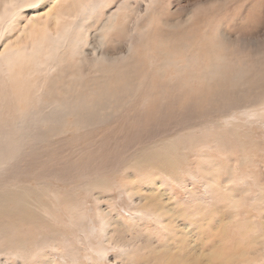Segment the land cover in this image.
Returning a JSON list of instances; mask_svg holds the SVG:
<instances>
[{
	"label": "bare ground",
	"instance_id": "obj_1",
	"mask_svg": "<svg viewBox=\"0 0 264 264\" xmlns=\"http://www.w3.org/2000/svg\"><path fill=\"white\" fill-rule=\"evenodd\" d=\"M156 1H141L140 8L137 7L139 15L136 21L142 20L146 25L143 30L135 31V21L130 22L131 28L129 26V33L126 35L117 26L116 20L118 10L129 4L123 1L116 11L109 12L98 35L96 34V47L93 49L98 51L97 54L95 52L90 57L84 51L80 53L82 62H90L84 75L81 71L83 67L73 69L76 68L71 65L73 59L70 62L61 57L63 53L59 52L66 45L70 47V51L65 52L67 56L74 54L71 51L78 49L79 52L80 40L75 38L76 30L75 27L72 29L70 22L80 18L79 14L90 16L94 11L98 12L101 2L81 4L78 14H75L73 4L63 8L64 15L56 8L55 14H47L46 19L36 15L34 10L39 1L10 0L3 7L0 12V45L3 48L0 53V101L6 103L8 99L11 100L13 109L6 120L0 115V169L3 170L11 159L14 160L16 154L22 151L24 154V150L28 155H40L39 151L52 150L58 157L53 156L55 161L44 166L39 162L35 165V172L30 170L29 175H39L34 178L37 181L36 191L31 192V187H23L26 189L20 188L22 191L18 194L19 191L0 189V257H6L9 253L13 256L16 253L13 248L18 249L19 246L25 248L20 247L25 255L24 250L30 244L38 251V257H41L40 253H43L51 238L52 234L43 233L36 227L35 221L39 219L27 213V208H20L22 195L24 200L30 195L37 198L47 196L50 200L48 209L50 205L52 211L63 207L68 214V223H72L76 217L81 216L79 194H91L95 189L106 190L113 187L110 186L112 184L109 178L105 177L106 173L109 174V169H112V175L115 176L119 172L127 173L129 169L139 171L146 168H149L148 171L157 169L164 175H180L181 168L178 164L194 153L198 156L200 173L220 168L217 164L211 165V162L204 160L208 153L229 155L233 151L234 154L241 155V160L248 159L250 150L248 148L247 152L246 149L248 145H252L248 134L250 128L244 127L245 122L240 118L237 120L232 116L236 111L248 108L250 111L242 113L246 121L264 118V34H256L255 37L241 35L233 39L234 43L239 42L240 49L248 51L241 59L236 58L239 49L235 57L230 53L231 48L218 40L199 48L191 45L190 41L195 38L205 40L202 43L207 44L209 39H215H211L212 36L206 33L204 27L218 12L225 11L226 2L211 0V4H206L207 0H198L186 7L182 6L183 10L185 8L183 19H177L173 23L166 20L157 31L158 34H155L153 29L148 30V18L143 19V16L154 14L152 12L157 9ZM160 7L164 9V5ZM20 9L24 14L30 15L28 26H21L17 21L23 14L22 11L19 12ZM71 13L74 14L68 17V27L63 29L62 20ZM155 15L157 16V12ZM6 26H12L13 32L8 30L9 34H6ZM164 26L170 29H165ZM114 32L124 37V51L116 53L118 55L110 52L112 43L114 44ZM47 36L48 45L45 46ZM178 59H181L182 64L177 62ZM194 61L196 65L193 64ZM170 68L174 70L173 75H168ZM182 80L196 82L189 86ZM6 89H9V95ZM252 107L260 109V112L254 111ZM252 122L248 123L249 126ZM143 129L148 132L146 138H143L144 142L142 139L141 142L139 133L143 131L145 135ZM135 130L137 132L132 133ZM95 132L102 134L99 137L104 136L103 140L106 137L109 139V132H121V136L125 133V139L131 137L129 133L133 136L138 133V138L134 136L138 140L133 136L132 140H137L136 142H131V138L125 142L120 139L125 146L120 148L121 141L117 143L119 135H114L115 143L120 149L109 152L106 157L102 153L100 155L98 149L96 151L99 153L90 152L88 147L93 146L89 144L86 148L89 149L88 154L84 148L86 144L82 148L87 157L82 149L75 151L84 156H78L77 152V156H74L72 150L69 152L71 156L69 153L67 156L60 154L65 151L62 148L64 143L66 146L68 142H77L80 138L84 141L85 138L82 137ZM121 136L119 138H123ZM114 137H111L112 141ZM133 142L134 148L140 142L147 146L141 144L139 146L142 149L139 147L136 151L132 148ZM111 143L115 145L114 142L108 144ZM97 144L99 147V143ZM128 145L131 146L128 148ZM71 147L74 148L73 143ZM58 148L61 150H57ZM75 148L80 149L78 145ZM95 148L97 147L94 146ZM94 149L91 148V151ZM128 149L136 152L132 153L130 159H125L123 156H126L125 152L129 153ZM120 157L123 160L116 161ZM104 158L107 163L99 166ZM91 165L92 169L88 168ZM51 175L52 177H48ZM51 180H63L64 189L52 188L50 194L46 195ZM125 193L128 194L126 190ZM125 245L130 246L125 248L131 253L135 254L139 250L131 242ZM260 247L264 252V241ZM60 252L63 254V251ZM90 252L95 258L102 256L94 251ZM18 255L16 253L17 258H22ZM93 255L87 253L83 257L84 261L96 263L97 258L94 259ZM44 260V264L54 262L49 256ZM139 263L140 261L135 264ZM140 264H156V259L141 261Z\"/></svg>",
	"mask_w": 264,
	"mask_h": 264
},
{
	"label": "rangeland",
	"instance_id": "obj_2",
	"mask_svg": "<svg viewBox=\"0 0 264 264\" xmlns=\"http://www.w3.org/2000/svg\"><path fill=\"white\" fill-rule=\"evenodd\" d=\"M9 1L0 0V12H2L3 7ZM34 1H39L34 8L36 15L44 16L45 19L47 14H55L54 10L56 8L60 12L62 11L61 14L64 15L63 8L65 9L73 4V8L76 10L75 14H78L77 11L81 4L84 5V3L88 4L90 2L102 3L98 12L94 11L91 15L89 14L90 16L82 13L78 15L81 16L80 18L78 17L70 22L68 17L74 14L71 13L62 20L61 26L63 29L68 27V21L72 29L75 27V38L80 40L81 45L79 52H77L78 49L71 51L74 52L72 56H67L65 53L70 51L68 50L70 48L69 45L62 48L59 53H63L61 57H65L70 62L73 59L71 65L76 67L73 69L83 67L81 69L83 75L86 73V67L90 65V62H82L80 53L84 51L90 57L97 54L98 51L93 49L96 47L95 40L100 30L99 28L104 24L109 12L116 11L123 1L129 4L127 7L125 6L118 10L116 20L117 26L121 28V31L125 32V35L129 33V26L131 28L130 22L135 21V31L143 30L146 25V23H142V20L136 21L139 15L136 11L140 8L142 0ZM161 1H156L155 7L157 9L152 12L154 14L148 15L149 17H147V14L143 16V19L148 18V30H154L155 34H158L157 31H159V28L166 20L168 23H173L177 19H183L185 8L183 10L181 7L191 5L192 2L198 0H163V3ZM210 1L207 0L206 4H211ZM224 1L227 6L225 11L218 12L213 20L204 27L206 33L212 36L211 39H215H209L207 44H203L202 42H206L205 40L201 41L200 39L192 38L190 44L201 48L211 42H224V46L230 47V53L235 57L237 49H239L238 57L236 58L241 59L248 51L240 49L239 42L234 43L233 39L236 36L241 37V35L255 37L256 34H264V0ZM161 5H164V9L160 7ZM20 11L23 14L17 21L23 26L28 23L30 15L28 13L24 14L22 9ZM156 12L157 16L155 15ZM153 15L155 16L153 17ZM150 26L152 27L150 28ZM11 27H5V30H7L6 34L13 32ZM164 28L170 29L167 26H164ZM197 33L201 34V32ZM114 35V44L112 43L111 46L114 49L111 48L110 52L118 55L116 53L124 51V46H122L124 37L120 36L118 32H114ZM195 36L199 37V35ZM1 40L2 38L0 42ZM46 40H44L45 46L48 45V36ZM2 49L0 45V53ZM180 61L181 59L177 60L179 64H182V61ZM193 64L196 65V62L194 61ZM73 72L75 74L78 73L77 71ZM173 72L174 70L170 68L168 75H173ZM182 81L189 86L196 82L194 80L189 82L187 80ZM6 90L8 92L9 89ZM7 95H9V92ZM4 103L0 101V115L2 118L4 116L6 120L11 116L13 107L9 99L6 102L7 105ZM253 110L260 112V109L257 108H253ZM243 111L250 110L244 108V110L236 111L232 117L237 120L240 118L245 122L244 127L250 128L248 134L252 145L250 147L248 145L247 149L245 147L247 152L248 148L250 150L247 155L250 162L248 159L246 161L241 160V155L238 156L231 151L229 152V155H232L231 158L226 155L228 153L225 155H217V152L215 154H206L204 160L211 162V165L217 164L220 168L218 170H206L204 173L199 172V161L196 153L187 156L178 164L181 168L180 175H164L157 169L148 171L149 168H146L139 171H131L129 169L127 173L122 174V172H119L115 176L112 175V169H109L111 173H106L105 177L109 178V182L112 184L110 186L113 187H108L106 190L95 189L91 194H79L81 216L76 217L72 223H68V214L63 207L52 211L50 205L48 209L50 200H48L46 195L50 194L52 188L64 189L65 186L63 180L59 181L61 184L58 180H51L46 190L45 196L47 198L44 196L37 198L30 195L24 200V195H22L23 201H20V208L25 210L27 208V213L41 221H35L36 227L41 229L43 233L52 234L45 245L44 254L40 253L42 255L38 257V251L34 249L35 247L32 244L29 245L28 243L24 245L25 247L29 245L24 250L25 255L20 248L22 246L18 248L21 252L13 248L14 253L20 254V257L23 254L22 258H17L16 253L13 256L9 253V257L8 255L6 256L7 258L4 256L0 257V264H44V259L47 256L53 258L54 262L52 264H135L149 259H156V264H264V252L260 247L264 241V118L249 122L245 120L242 114ZM251 122L252 125L249 126ZM221 125L224 126L223 123ZM240 129L243 130L242 128ZM135 132L137 131L135 130L132 133ZM140 132L139 141L142 142L143 138H146L148 130L147 132L145 131V135L143 131ZM119 133L121 134V132ZM132 133H126V135H131V137L126 138L127 140L131 138V142L134 141L132 140ZM116 134L115 132H109V141L108 137L105 140L102 139L104 136L99 137L102 135L99 132L89 133L82 137L83 139L85 138L84 141L80 138L76 140L77 142L67 143V145L71 144L69 145L70 147L73 143L74 148L68 146L70 149L66 150L67 145L65 146L66 143H64L62 148L65 151H61L60 154L67 156L72 150V155L77 156L78 152L86 144L85 149L89 145L93 146L91 147L92 149H94V146L97 147L91 151L89 146L90 152L94 153L98 149L100 155L102 153L107 156L109 152L118 150L122 146L123 148L125 147L122 143L123 141L120 140L124 139L125 142L126 139L124 137L126 136L123 137L125 133L122 136L117 134V136L123 137L119 138L118 136L119 141L117 143L121 141V144H123L119 143L120 148L115 143ZM137 135L138 133H136ZM141 135H143L142 138L140 137ZM111 137H114L113 141ZM154 139L156 140V137ZM110 142H114L115 145L113 143L108 144ZM134 142L132 148H134ZM141 142L140 144L136 143L138 146H136L137 149L134 148L136 151L141 144L144 147L147 146V144ZM97 143H99V147ZM77 145L80 149L75 148ZM130 146L128 145V148ZM141 147L140 149H142ZM60 148L57 150H61ZM85 149H82V153L86 154L85 152H87L88 154L89 149H86V151ZM255 149L256 151H254ZM130 150L129 153L125 152L126 156H123V158L130 159L132 153L136 152ZM25 152L24 150V154L23 151L16 154L14 160L11 159L7 164L8 167L6 166L3 170L0 169V189H5L4 191H19L18 194L21 193L22 189H29L28 187H31V192L36 191L37 181L34 178L39 175H29L31 173L30 170L32 169L35 172V165L39 162L44 166L48 162L55 161L53 156H55L54 158L58 157L57 153L52 150L47 152L39 151L40 155H36L35 152V154L28 155ZM247 152L244 151L245 154ZM87 154L85 155L86 157ZM250 154L251 156H249ZM81 155L84 156L83 154H78V156ZM235 156L237 157L234 158ZM123 158L120 157L116 161L123 160ZM102 161L105 163L102 162L99 166L107 163L105 158ZM88 168L92 169V165L91 167L88 166ZM48 177H52V175ZM51 185L53 186L51 187ZM125 190L130 194L129 196L128 194L126 195ZM103 217L107 218V220ZM130 242L139 247L138 252L135 254L125 248L130 247L125 245ZM60 251H63V254ZM90 251L102 256H96V259ZM87 253L88 255H93L97 262L84 261L83 257ZM138 255L139 257H137Z\"/></svg>",
	"mask_w": 264,
	"mask_h": 264
}]
</instances>
